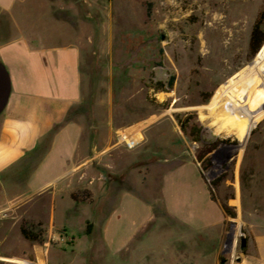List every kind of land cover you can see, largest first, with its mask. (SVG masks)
<instances>
[{
    "label": "rangeland",
    "instance_id": "obj_1",
    "mask_svg": "<svg viewBox=\"0 0 264 264\" xmlns=\"http://www.w3.org/2000/svg\"><path fill=\"white\" fill-rule=\"evenodd\" d=\"M14 8L0 11V45L31 27L79 40L86 95L71 116L77 111L96 140L119 150L110 157L119 180H109L106 194L97 193L83 214L71 216L68 233L46 232L44 243L26 239L20 231L26 217L8 208L0 218V264H36L40 249L48 264H264V124L244 135L243 144L234 133L218 132L209 118L220 88L264 55V44L255 56L249 45L264 0H27ZM227 67L232 72L219 80ZM173 74L170 91L149 87ZM191 114L203 141H194L177 120ZM128 128L143 134L132 149L117 140ZM40 156L26 160L22 175ZM185 159L200 162L217 201L229 203L236 217L226 214L221 226L195 230L168 214L163 174ZM120 190L153 201L155 211L121 251L108 249L101 234ZM64 219L59 214L57 226Z\"/></svg>",
    "mask_w": 264,
    "mask_h": 264
},
{
    "label": "crops",
    "instance_id": "obj_2",
    "mask_svg": "<svg viewBox=\"0 0 264 264\" xmlns=\"http://www.w3.org/2000/svg\"><path fill=\"white\" fill-rule=\"evenodd\" d=\"M26 2L0 0V11L12 13ZM83 52L76 38L35 27L15 30L0 45V62L11 81V93L0 113L1 219L11 207L21 217L43 221L47 232L68 233L71 216L83 214L97 193L106 194L109 180H119L112 177L119 172L110 161L119 150L96 140L77 111L71 116L86 95ZM33 153L41 156L22 175ZM199 163L185 159L166 171L161 194L169 215L189 228L208 230L224 224L226 213L211 197ZM77 189H90L93 199L77 202L71 195ZM115 195L116 204L106 211L101 234L108 249L121 251L139 226L154 219L155 211L153 201L133 190ZM59 214L65 219L57 226ZM35 263H49L43 250L36 253Z\"/></svg>",
    "mask_w": 264,
    "mask_h": 264
},
{
    "label": "bare ground",
    "instance_id": "obj_3",
    "mask_svg": "<svg viewBox=\"0 0 264 264\" xmlns=\"http://www.w3.org/2000/svg\"><path fill=\"white\" fill-rule=\"evenodd\" d=\"M260 70H264V55L256 57L245 71L230 77L220 88L210 107V117L207 115L218 132L234 133L242 139L246 134L250 137L257 123L264 124V72ZM231 72L232 67H227L218 79L222 80Z\"/></svg>",
    "mask_w": 264,
    "mask_h": 264
},
{
    "label": "trees",
    "instance_id": "obj_4",
    "mask_svg": "<svg viewBox=\"0 0 264 264\" xmlns=\"http://www.w3.org/2000/svg\"><path fill=\"white\" fill-rule=\"evenodd\" d=\"M153 10V3H147V15L151 16ZM264 44V8L258 14L253 28L252 33L250 34V50L252 55H257L261 50ZM175 74L170 76L169 80H157L151 81L149 87L154 91H170L173 89L175 84ZM151 101H156L155 98H151ZM177 120L181 126V129L186 132L194 141H203L204 136L201 131V126L192 122V119L195 118L194 114L187 116L185 119L182 118V115H177ZM211 197L214 200H217L212 190L210 189ZM72 197L77 202H87L93 199V192L90 189H77L72 192ZM221 207L224 212L228 215L236 217V212L232 211L229 207V203H221ZM20 231L22 235L29 240L34 242L44 243L46 241V227L44 226L43 221H37L34 218L26 217L23 218L22 223H20Z\"/></svg>",
    "mask_w": 264,
    "mask_h": 264
},
{
    "label": "water",
    "instance_id": "obj_5",
    "mask_svg": "<svg viewBox=\"0 0 264 264\" xmlns=\"http://www.w3.org/2000/svg\"><path fill=\"white\" fill-rule=\"evenodd\" d=\"M6 66L0 62V113L4 110L9 93H11V81ZM242 246L246 247L248 244L247 236L243 235L241 238Z\"/></svg>",
    "mask_w": 264,
    "mask_h": 264
},
{
    "label": "built area",
    "instance_id": "obj_6",
    "mask_svg": "<svg viewBox=\"0 0 264 264\" xmlns=\"http://www.w3.org/2000/svg\"><path fill=\"white\" fill-rule=\"evenodd\" d=\"M118 142L122 143L125 147L132 149L140 144L143 140L141 130L136 128L120 129L117 132Z\"/></svg>",
    "mask_w": 264,
    "mask_h": 264
}]
</instances>
